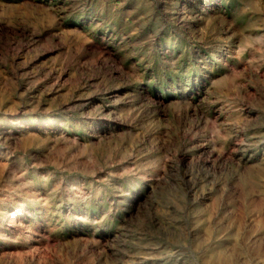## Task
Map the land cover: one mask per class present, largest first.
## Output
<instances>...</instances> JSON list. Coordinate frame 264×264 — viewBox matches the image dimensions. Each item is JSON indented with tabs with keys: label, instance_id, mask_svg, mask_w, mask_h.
Wrapping results in <instances>:
<instances>
[{
	"label": "rangeland",
	"instance_id": "rangeland-1",
	"mask_svg": "<svg viewBox=\"0 0 264 264\" xmlns=\"http://www.w3.org/2000/svg\"><path fill=\"white\" fill-rule=\"evenodd\" d=\"M0 264H264V0H0Z\"/></svg>",
	"mask_w": 264,
	"mask_h": 264
},
{
	"label": "bare ground",
	"instance_id": "bare-ground-1",
	"mask_svg": "<svg viewBox=\"0 0 264 264\" xmlns=\"http://www.w3.org/2000/svg\"><path fill=\"white\" fill-rule=\"evenodd\" d=\"M198 5V4H197ZM196 15V14H195ZM201 17V16H200ZM198 18V17H197ZM207 18V17H206ZM206 20V19H205Z\"/></svg>",
	"mask_w": 264,
	"mask_h": 264
}]
</instances>
